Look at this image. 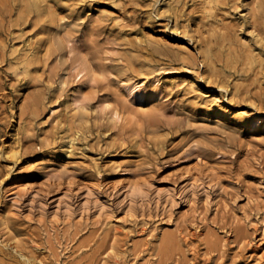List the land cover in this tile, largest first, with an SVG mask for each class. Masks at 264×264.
<instances>
[{"label": "rangeland", "instance_id": "1", "mask_svg": "<svg viewBox=\"0 0 264 264\" xmlns=\"http://www.w3.org/2000/svg\"><path fill=\"white\" fill-rule=\"evenodd\" d=\"M46 1L0 0V264L264 263V135L214 111L264 117V0Z\"/></svg>", "mask_w": 264, "mask_h": 264}, {"label": "bare ground", "instance_id": "2", "mask_svg": "<svg viewBox=\"0 0 264 264\" xmlns=\"http://www.w3.org/2000/svg\"><path fill=\"white\" fill-rule=\"evenodd\" d=\"M23 1L26 4L25 7H27L30 10L34 9L39 14L43 12L42 3L48 2L46 0H23ZM204 56L208 60H211V63H212V59H211L209 50L205 51ZM249 59L252 63L256 61V58L254 56H252V54H249ZM21 61L23 63H26L27 66H29L30 64H32L35 61V58L32 59V58H30L28 53H25L22 56ZM85 72H87L86 66L82 67L80 70V73H85ZM24 73L29 74L30 73L29 68H26ZM207 78H209V77H207ZM143 85H144V83L143 84H128V83H126L125 86L123 85L124 89L128 93V96L132 97L135 102H140L139 107H137L138 109L133 111L132 118H130V119H133V121H135V122L137 121L136 118L139 116V114L147 113L148 111L150 112V110H152V112H153V109L155 110L157 108V105L160 103V101L162 99L161 92H159L157 90L156 91L155 90L154 91H147V89L145 87H143ZM206 96L211 97V95H207V94H206ZM214 98H216V97H214ZM80 102H81V100L79 98H77L74 100L73 103H71L69 105L68 113L71 116L70 119L73 122H78L81 124H88V122H89L88 109L83 104L79 105ZM74 104L76 105L75 107H73ZM108 104H110V103H108ZM214 111H215V114L217 116V119H215L216 122H222V123L232 122V123H235V125L237 127H245L248 130L253 128V132L251 134L252 138L261 139L263 137V135H264V117L258 116V117H255L253 119H251V118L246 119L243 116H240V117L236 116L235 117L227 109H224V108L214 109ZM111 118L115 123L117 120H120L122 118V116L118 110L112 109L111 110ZM68 137H69L68 144L74 142L73 137H71V136H68ZM69 148H70V146H69ZM69 148H67V149H69ZM3 151H5L7 154L13 156L14 158L17 157V155L19 153V150L16 148V146H10V147H8V149L5 148L4 146H0V153H2ZM66 152H69V151L67 150ZM21 186H22V182L20 181V183H17V185H15L14 188H18ZM135 186H136L135 184L133 185L131 183L128 185L129 192H127L126 196H128L130 194L132 195L134 193V191L136 190ZM0 223H1V226L6 227L7 222H6L4 215H2V217L0 218ZM256 255L257 254L255 253V255L253 256L254 259H255ZM262 264H264V263H262Z\"/></svg>", "mask_w": 264, "mask_h": 264}]
</instances>
